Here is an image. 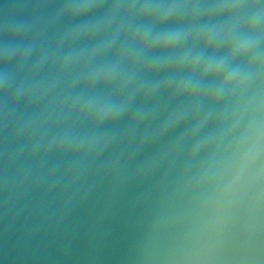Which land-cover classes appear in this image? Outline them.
I'll use <instances>...</instances> for the list:
<instances>
[{
	"label": "water",
	"instance_id": "95a60500",
	"mask_svg": "<svg viewBox=\"0 0 264 264\" xmlns=\"http://www.w3.org/2000/svg\"><path fill=\"white\" fill-rule=\"evenodd\" d=\"M228 2L0 0V264H264V23L215 75L124 44L128 5Z\"/></svg>",
	"mask_w": 264,
	"mask_h": 264
},
{
	"label": "clouds",
	"instance_id": "9594fccd",
	"mask_svg": "<svg viewBox=\"0 0 264 264\" xmlns=\"http://www.w3.org/2000/svg\"><path fill=\"white\" fill-rule=\"evenodd\" d=\"M87 7L92 9L99 5ZM127 7L128 12L135 9L127 22L129 27L134 25V30L124 44L128 48L134 47L137 56L157 53L155 63L160 67L173 64L189 73L199 69L201 76L215 75L233 60L249 55L261 43L255 30L264 23V10L253 11L258 6L248 0H231L219 4L143 3ZM71 8L70 5V14L82 15L80 10L72 11ZM116 38L114 34L104 50ZM198 45L203 46L199 51L196 50ZM209 46L223 47L227 51L218 60L214 61L212 57L205 59V51ZM112 71L114 69H109L106 75L110 76ZM233 75L230 74L221 82V89L229 85ZM99 78L100 74L97 73L94 79Z\"/></svg>",
	"mask_w": 264,
	"mask_h": 264
}]
</instances>
